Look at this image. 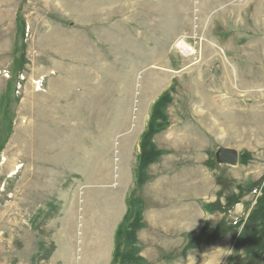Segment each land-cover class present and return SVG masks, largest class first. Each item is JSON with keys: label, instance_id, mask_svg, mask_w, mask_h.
<instances>
[{"label": "rangeland", "instance_id": "1", "mask_svg": "<svg viewBox=\"0 0 264 264\" xmlns=\"http://www.w3.org/2000/svg\"><path fill=\"white\" fill-rule=\"evenodd\" d=\"M132 200L145 264H264V0H0V264H94L103 227L112 264Z\"/></svg>", "mask_w": 264, "mask_h": 264}, {"label": "trees", "instance_id": "2", "mask_svg": "<svg viewBox=\"0 0 264 264\" xmlns=\"http://www.w3.org/2000/svg\"><path fill=\"white\" fill-rule=\"evenodd\" d=\"M170 102V94L166 92L158 97L151 108L148 125L142 133L139 143V154L137 156V167L135 172V182L137 186H141L145 183L147 178L145 170L163 154L162 151L156 149L153 145L152 138L165 128L167 118L164 114V110ZM136 208L137 204L135 201H130L122 223L118 225L115 231L114 249L111 260L112 264H145L142 258L137 256V252L133 247L136 240V231L141 227L140 213Z\"/></svg>", "mask_w": 264, "mask_h": 264}, {"label": "bare ground", "instance_id": "3", "mask_svg": "<svg viewBox=\"0 0 264 264\" xmlns=\"http://www.w3.org/2000/svg\"><path fill=\"white\" fill-rule=\"evenodd\" d=\"M177 46L180 47V49H182V43L181 42H179V44H177ZM110 205H111L110 212H109L110 214L108 215L109 219L113 218V216L115 214L113 212L116 211V210L112 211V210H114L116 208H113L114 205L113 206H112V204H110ZM99 236H100L99 244L96 246V255H97V257H96V255H94L93 260H95L94 258L96 257V262L94 261V264H105V261L107 259V258L105 259V256H107V252H108V248H109V243H107V232L105 230V227L102 228V231L99 234Z\"/></svg>", "mask_w": 264, "mask_h": 264}, {"label": "water", "instance_id": "4", "mask_svg": "<svg viewBox=\"0 0 264 264\" xmlns=\"http://www.w3.org/2000/svg\"><path fill=\"white\" fill-rule=\"evenodd\" d=\"M214 162L218 165L236 167L239 162V152L235 149L219 147L214 152Z\"/></svg>", "mask_w": 264, "mask_h": 264}]
</instances>
